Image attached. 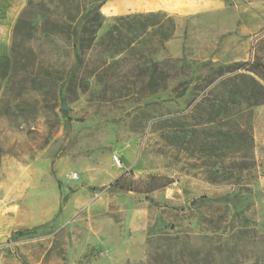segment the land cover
I'll return each instance as SVG.
<instances>
[{
    "label": "rangeland",
    "instance_id": "374dc122",
    "mask_svg": "<svg viewBox=\"0 0 264 264\" xmlns=\"http://www.w3.org/2000/svg\"><path fill=\"white\" fill-rule=\"evenodd\" d=\"M110 1L0 0V264H264V0Z\"/></svg>",
    "mask_w": 264,
    "mask_h": 264
},
{
    "label": "trees",
    "instance_id": "16d2710c",
    "mask_svg": "<svg viewBox=\"0 0 264 264\" xmlns=\"http://www.w3.org/2000/svg\"><path fill=\"white\" fill-rule=\"evenodd\" d=\"M75 11L72 12V10L68 7L66 9L67 12V17L65 19L64 22L62 23H54L51 25L52 29L49 28L50 33H52L53 31H57L61 34H63V36H65L66 38L70 39L72 41V47L77 49V51L75 52V59L76 61L80 59V52H79V46H78V41H84L86 42L87 47L91 46L94 42L95 39V35H94V30L90 31L89 34L86 36V38H80L79 37V26L81 24L82 21L85 24H88L90 22H94L96 21V8L93 9H87L86 11H80L78 10L76 7L74 9ZM84 31H85V26L83 27ZM114 33L110 32L108 37H116L119 38L118 35L112 36ZM170 34L168 35H162L160 37V39L158 40L159 44L162 43V41L169 37ZM114 39V38H113ZM167 63L164 62L163 65H165ZM157 69L156 71H158V74L160 76L164 75V70L162 68V66H160L159 64L156 65ZM7 65L5 64H0V109L3 108L4 106V102L10 101V98L16 100V101H23L24 100V96L28 91L33 90V88H29L28 85L29 84H35L36 81L32 78L27 79L28 77L26 75H9L7 73ZM19 84L18 87H15V85ZM14 85V87L12 86ZM256 88V87H255ZM257 89V93L254 92L252 94H250V104L252 106L258 105L262 102L263 99L261 100H256L253 99L255 98V96H261V94L264 92H262L260 89ZM264 95V93H263ZM257 98V97H256ZM254 100V101H253ZM21 233V232H18Z\"/></svg>",
    "mask_w": 264,
    "mask_h": 264
},
{
    "label": "crops",
    "instance_id": "0c3cea01",
    "mask_svg": "<svg viewBox=\"0 0 264 264\" xmlns=\"http://www.w3.org/2000/svg\"><path fill=\"white\" fill-rule=\"evenodd\" d=\"M134 1L137 0H111L109 3L110 8L115 10H129V7L136 10H153L162 7L151 0L145 3H135ZM137 6H139V8Z\"/></svg>",
    "mask_w": 264,
    "mask_h": 264
},
{
    "label": "built area",
    "instance_id": "2783aa9c",
    "mask_svg": "<svg viewBox=\"0 0 264 264\" xmlns=\"http://www.w3.org/2000/svg\"><path fill=\"white\" fill-rule=\"evenodd\" d=\"M114 161L117 165H120V160L118 159L117 156H114Z\"/></svg>",
    "mask_w": 264,
    "mask_h": 264
}]
</instances>
